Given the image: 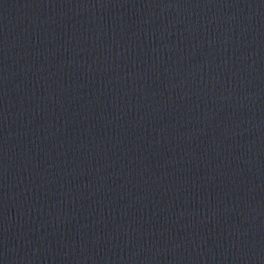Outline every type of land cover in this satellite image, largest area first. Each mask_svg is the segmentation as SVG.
<instances>
[{
  "label": "water",
  "instance_id": "obj_1",
  "mask_svg": "<svg viewBox=\"0 0 264 264\" xmlns=\"http://www.w3.org/2000/svg\"><path fill=\"white\" fill-rule=\"evenodd\" d=\"M0 264H264V0H0Z\"/></svg>",
  "mask_w": 264,
  "mask_h": 264
}]
</instances>
